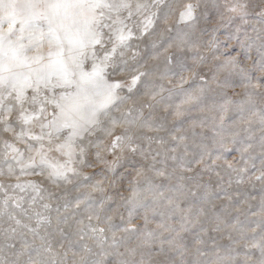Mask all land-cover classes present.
<instances>
[{
  "label": "snow or ice",
  "instance_id": "snow-or-ice-1",
  "mask_svg": "<svg viewBox=\"0 0 264 264\" xmlns=\"http://www.w3.org/2000/svg\"><path fill=\"white\" fill-rule=\"evenodd\" d=\"M0 264H264V0H0Z\"/></svg>",
  "mask_w": 264,
  "mask_h": 264
}]
</instances>
